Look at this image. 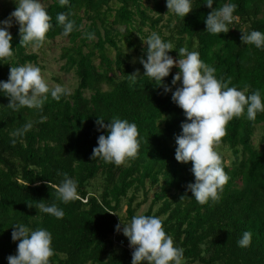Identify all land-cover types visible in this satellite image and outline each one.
<instances>
[{"label":"trees","instance_id":"1","mask_svg":"<svg viewBox=\"0 0 264 264\" xmlns=\"http://www.w3.org/2000/svg\"><path fill=\"white\" fill-rule=\"evenodd\" d=\"M191 3L184 18L168 13L167 0H68L65 6L50 0L45 5L53 25L45 42L66 40L57 60L59 70L72 73L75 87L59 101L49 93L42 109L19 111L8 107L10 98L0 91V264L17 254L19 241L11 238L17 224L51 233L49 264H132L134 249L113 247L110 236L116 224L130 223L149 193L141 215L162 221L174 246L184 250L183 264H264V112L249 121L245 109L228 123L218 146L229 152L228 163L220 154L229 181L219 201L201 205L187 188L195 183L191 163L175 159L176 137L190 121L172 100L173 72L163 81L171 88L167 92L144 74L134 84L128 78L134 73L131 60L142 65L144 41L155 32L174 45L168 53L174 60L181 47L199 52L217 79L231 78L229 86L241 91L248 85L246 95L259 90L264 101V49L241 41L243 33H264V0H213V9L237 5L229 32L219 35L206 31L205 19L213 10L206 0ZM58 13H71L68 19L75 21L67 37L57 24ZM87 33L95 38L87 39ZM10 34L13 56L0 60L2 82L8 81L11 66L37 62L27 53L31 45L19 46L17 23ZM97 118L105 125L113 118L137 125L140 148L134 159L121 166L92 159L99 136L108 134ZM27 122L29 131L12 135ZM64 173L76 182L80 196L68 204L52 187ZM41 201L61 208L63 219L41 212L36 207ZM246 231L252 233L251 244L241 248L238 241Z\"/></svg>","mask_w":264,"mask_h":264},{"label":"clouds","instance_id":"2","mask_svg":"<svg viewBox=\"0 0 264 264\" xmlns=\"http://www.w3.org/2000/svg\"><path fill=\"white\" fill-rule=\"evenodd\" d=\"M17 7L7 20L0 21V60L13 56V37L8 31L13 21L19 25L20 47L31 45L39 49L46 41L47 33L52 28V17L46 11L40 0H16ZM61 6L68 4V0H59ZM206 6L213 9V0H206ZM168 13L172 12L184 18L192 11L191 0H167ZM237 5L225 3L213 9L206 17V31L213 35L228 33V25L234 19ZM71 13H58L56 21L62 27V35L67 37L75 28V21L69 20ZM86 38L92 40L94 33H87ZM246 45H254L257 49H264V33L253 30L241 36ZM144 43L146 59L141 58L144 76L154 80L165 91L171 88L163 84L170 70L178 66L179 72L173 77L172 84L182 83L172 93V100L183 110L190 123L182 125V135L176 137L177 148L175 159L180 163H191V171L195 183L187 188L192 196L201 205L209 200L217 202L220 193L229 181L224 170L221 155L216 147L227 135L228 123L233 118L245 114L249 121H255L257 113L264 112L259 90L246 95L248 85L243 91L231 84V78L226 82L215 76V68L208 66L200 59L199 52L189 51L187 47L179 48V59L174 60L169 52L174 45L165 42L161 36L153 32ZM140 76L139 70L128 75L134 84ZM0 91L10 98L9 108L19 111L21 108L42 109L48 99V94L59 101L61 96L67 95L68 89L61 85L49 88L41 69L32 64L11 66L7 82L0 81ZM103 118H97V125L106 128L107 135H100L98 146L93 149L92 159L100 158L107 164L123 165L127 160L134 159L140 148L139 130L135 123L113 118L105 125ZM32 128L27 122L22 128L13 132V136H23ZM15 143V141H13ZM59 185H52L57 193V199L64 204L79 200L76 182L69 178L67 173ZM187 196H182L181 201ZM36 207L43 213L63 219L65 213L56 204L46 205L38 202ZM119 232L121 226L117 225ZM123 235L129 240L132 253V264H183L182 248L174 246L173 238L166 234L162 221L155 216L135 215L130 223L123 224ZM12 240L19 241L17 254L10 255L8 264H49L54 255L51 247L52 235L44 229L30 231L23 224L13 227ZM252 233L246 231L238 241V246H250Z\"/></svg>","mask_w":264,"mask_h":264},{"label":"rangeland","instance_id":"3","mask_svg":"<svg viewBox=\"0 0 264 264\" xmlns=\"http://www.w3.org/2000/svg\"><path fill=\"white\" fill-rule=\"evenodd\" d=\"M40 2L44 5L49 3L50 0H40ZM17 7L16 0H0V21L7 20L10 14L15 10ZM16 22L13 21L12 27L8 29L11 33L14 29ZM2 26V25H0ZM68 43L66 40L62 38H56L53 41L45 42L42 47L39 49H34L32 46L27 49V53H33L37 56L36 65L41 69V73L48 83L49 88H53L55 85H61L68 89V91L72 90L75 87V79L71 72H64L59 70L60 62L57 60V55L60 51V48L67 45ZM113 55V52L110 53ZM131 65L133 66V72L135 73L139 70L140 75L144 74L143 65L136 67L135 65L138 64L136 59L131 60ZM177 67V66H176ZM176 67H173L171 71L173 72L174 76L177 73ZM182 83H178L174 86L176 90L177 87H181ZM257 132L254 134V138L252 143H256ZM216 151L224 156L226 162L229 161V152L223 146H217ZM140 195V194H139ZM141 197L138 196L137 200H140ZM151 199V193L148 194V201ZM148 201L142 205L136 212L137 215H141L147 208ZM123 209L124 205H121V210L119 212V217H123ZM115 247V246H113Z\"/></svg>","mask_w":264,"mask_h":264},{"label":"built area","instance_id":"4","mask_svg":"<svg viewBox=\"0 0 264 264\" xmlns=\"http://www.w3.org/2000/svg\"><path fill=\"white\" fill-rule=\"evenodd\" d=\"M117 225H119V224H116L115 230L112 232V234L110 236L111 242H112L113 246L118 247V248H122V249L130 252L131 251L130 243H129V240L123 235V231H122L123 226L120 225L121 230L118 232L116 230Z\"/></svg>","mask_w":264,"mask_h":264}]
</instances>
